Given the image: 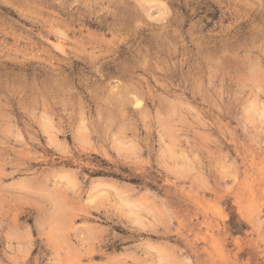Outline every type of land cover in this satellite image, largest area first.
Returning a JSON list of instances; mask_svg holds the SVG:
<instances>
[{"label":"rangeland","instance_id":"374dc122","mask_svg":"<svg viewBox=\"0 0 264 264\" xmlns=\"http://www.w3.org/2000/svg\"><path fill=\"white\" fill-rule=\"evenodd\" d=\"M0 264H264V0H0Z\"/></svg>","mask_w":264,"mask_h":264},{"label":"bare ground","instance_id":"6f19581e","mask_svg":"<svg viewBox=\"0 0 264 264\" xmlns=\"http://www.w3.org/2000/svg\"><path fill=\"white\" fill-rule=\"evenodd\" d=\"M101 193H103V192H101ZM104 194V193H103Z\"/></svg>","mask_w":264,"mask_h":264}]
</instances>
